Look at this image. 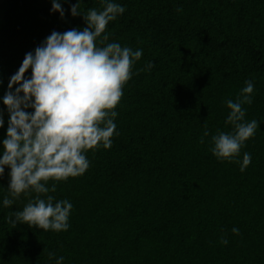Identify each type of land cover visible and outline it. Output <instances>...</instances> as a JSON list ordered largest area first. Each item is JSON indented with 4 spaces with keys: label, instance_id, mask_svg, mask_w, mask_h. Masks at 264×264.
Here are the masks:
<instances>
[{
    "label": "trees",
    "instance_id": "obj_1",
    "mask_svg": "<svg viewBox=\"0 0 264 264\" xmlns=\"http://www.w3.org/2000/svg\"><path fill=\"white\" fill-rule=\"evenodd\" d=\"M59 2L63 18L52 0L0 1V158L10 120L3 97L26 53L53 31L87 26L83 13L72 16V5L103 9V0ZM110 2L126 10L109 22L107 43L143 53L115 109L112 146L87 151L86 172L48 193L73 205L70 227L59 233L7 222L36 194L5 207V167L0 264H55L48 252L63 256V264H264V0ZM97 46H104L99 38ZM147 62L154 67L140 71ZM31 75L29 69L25 79ZM246 80L254 92L243 106L245 120L259 126L236 157L251 155L241 172L239 163L218 160L210 148L218 131L233 130L225 124L226 101L236 100ZM205 124L209 135L201 144ZM225 233L227 245L220 243Z\"/></svg>",
    "mask_w": 264,
    "mask_h": 264
},
{
    "label": "clouds",
    "instance_id": "obj_2",
    "mask_svg": "<svg viewBox=\"0 0 264 264\" xmlns=\"http://www.w3.org/2000/svg\"><path fill=\"white\" fill-rule=\"evenodd\" d=\"M125 10L110 0H103L102 10L90 8L82 12L79 2L72 5V16L83 13L87 26L64 33L53 31L34 54L26 53L18 72L11 77L9 91L3 97L10 114L0 158V177L5 167L10 168L8 196L3 199V205L11 207L21 194H36L22 210L6 217L13 228L26 224L43 231H68L73 205L68 200L55 201L48 193L56 192L57 183L86 172L87 151H95L101 145L111 148L112 137L117 134L115 109L122 99L125 84L132 78L133 64L143 55L142 50L107 43L109 22L115 21ZM52 11L64 17L59 0H52ZM98 38L104 46H97ZM153 67L152 62H147L140 71H150ZM29 69L31 78L25 79ZM245 84L235 101H226L230 112L225 124L231 125L233 130L218 131L211 137L213 146L210 148L218 160L239 163L241 172L250 165L251 155L244 153L242 162L236 157L259 126L255 119L245 120L243 106L253 102L254 83L246 80ZM15 85L19 86L13 91ZM3 126L0 114V127ZM204 127L201 144L209 135L207 125ZM49 181L55 183L48 187ZM42 194L46 199L41 198ZM231 231L239 235L238 228ZM228 242L225 233L220 243L227 245ZM48 257L55 259V264H63V256L57 258L54 252H48Z\"/></svg>",
    "mask_w": 264,
    "mask_h": 264
},
{
    "label": "rangeland",
    "instance_id": "obj_3",
    "mask_svg": "<svg viewBox=\"0 0 264 264\" xmlns=\"http://www.w3.org/2000/svg\"><path fill=\"white\" fill-rule=\"evenodd\" d=\"M1 1V0H0Z\"/></svg>",
    "mask_w": 264,
    "mask_h": 264
}]
</instances>
